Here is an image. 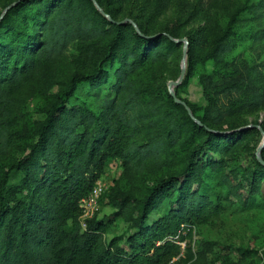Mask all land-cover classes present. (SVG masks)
<instances>
[{
	"label": "trees",
	"instance_id": "16d2710c",
	"mask_svg": "<svg viewBox=\"0 0 264 264\" xmlns=\"http://www.w3.org/2000/svg\"><path fill=\"white\" fill-rule=\"evenodd\" d=\"M13 1L15 4L0 18V34L4 26L7 31L6 37L0 38V151L12 143L13 89L25 79L35 62L63 55L75 39L92 38L107 29L113 33L107 42L106 54L96 67L89 73L72 75L50 104L41 108L44 117L36 126V139L30 143L28 152L12 163L21 172L18 182L8 183L7 170L2 172L0 264H166L179 253V245L165 237L175 233L181 223H203L223 207L221 199L201 174L202 165L195 164L194 159L205 147L227 152L242 135L256 128L247 124L229 129L213 127L226 116L256 108L264 102V77L258 74V64L235 58V65L229 66L227 60L228 53L240 39L232 26L248 4L233 9L227 24L202 56L212 64L211 70L198 75L206 104L198 105L182 96L183 82L175 87L176 95L186 101L200 123L186 112L183 104L167 94L169 105L182 112L187 124L169 115L166 138L143 140L141 136L152 122L148 109L143 107V91H151L153 85L139 84L133 80V74L146 60L172 56L182 44L173 39L181 37L176 27L149 33L138 23L137 31L131 22L117 20L109 7L103 10L111 19L95 9L102 24L91 20L78 22L79 10L75 5L70 6L71 0L60 7V0ZM32 1L43 4L44 16L36 22V29L29 31L5 23L12 13ZM166 3L167 0H160L158 5ZM248 8L258 21V2ZM106 24L109 27L106 28ZM251 37L253 42H258V29ZM192 41L193 37L188 36V57ZM125 43L131 46L121 51ZM117 49L121 52L116 53ZM116 57L120 64L114 70L112 93L95 92L96 109L89 107L85 100L75 101L80 82L96 84L100 81L99 62L102 59L113 61ZM192 66L190 55L188 69ZM260 125L264 130V124ZM186 127L190 128V136L197 133L202 138L196 141L194 137L188 138L187 162L178 174L161 177L149 186L144 196L135 199L137 214L133 218L128 216L134 230L127 237V246L120 242L118 235L107 241L103 239L109 225L104 217L93 215L85 227L82 226L80 200L104 173L109 159L120 157L124 163L138 169L172 146ZM253 156L261 170L251 173L247 196L242 200L245 206L253 204L264 177V164L255 153ZM261 157L264 160L263 149ZM210 162L216 161L205 159L206 164ZM174 187L177 196L168 211L150 218L154 206ZM131 197L124 196L118 203L119 209H123L122 203Z\"/></svg>",
	"mask_w": 264,
	"mask_h": 264
},
{
	"label": "rangeland",
	"instance_id": "374dc122",
	"mask_svg": "<svg viewBox=\"0 0 264 264\" xmlns=\"http://www.w3.org/2000/svg\"><path fill=\"white\" fill-rule=\"evenodd\" d=\"M12 1L0 0V15ZM159 1L96 0L102 9L109 7L117 20H132L149 33L165 31L175 26L180 36L187 39V50L188 36L193 37L190 47L193 66L188 69L190 55L188 57L186 53L185 72L180 81L183 82L182 96L198 105L206 104L198 75L211 70L212 64L210 59H203L202 56L227 24L233 9L243 4L249 6L258 2V21L252 17L253 13L248 6L242 9L238 15L239 20L232 26V29L239 33L240 39L228 53L227 60L229 66L235 65V58L249 63L256 62L258 74L261 73L264 77V0H167L162 6L158 5ZM65 2L66 0H60L58 7L65 6ZM72 5L79 10L76 16L78 22L91 20L96 24L103 23L95 12V9H100L93 0H71L70 6ZM42 8L41 1H32L12 13L5 23L29 31L36 29V22L44 16L41 13ZM56 9L57 7L53 12ZM131 24L134 26L132 22ZM105 27L109 25L106 24ZM4 28L5 26L1 29L3 33L0 38L6 37L7 31ZM257 29L258 42H253L251 36ZM112 33V30L107 29L101 35L71 41L63 55L52 60L36 61L25 79L14 87L10 107L14 124L11 129L14 132L12 143L0 151V177L2 172L7 170L8 183L18 182L21 177V172L16 170L12 163L24 156L30 143L36 139V126L44 117L41 108L50 104L55 93L69 82L72 75L89 73L96 67L98 61L106 54L107 42ZM130 46L131 44L125 43L121 51ZM182 49L183 42L171 57L158 56L154 60H146L133 74V80L139 84L153 85L151 91H143V107L148 109V118H152L148 129L141 136L143 140L148 137L166 138L169 115L177 121L184 120L187 124L182 112L169 105L167 100V94H170L167 83L176 79L180 73ZM121 51L117 49L115 52ZM99 64L100 81L96 84L80 82L74 97L75 101L85 100L93 109L97 108V102L93 100L95 92L103 95L108 90L112 93L114 70L120 61L116 57L113 61L102 59ZM186 112L188 113L187 109ZM252 123L264 124V102L256 108L240 110L226 116L220 122L214 123L213 127L229 129ZM189 134L190 128L186 127L183 135L172 146L161 155L145 161L138 169L124 163L120 157L109 159L101 175L108 185L100 194L93 216L104 217L109 224L103 233L105 241L118 235L121 237L120 242L127 246V237L134 230L128 216L133 218L137 214L135 199L144 196L149 186L161 177L178 174L183 169L190 147L188 138L194 137V141L202 138V135L197 133L191 136ZM262 140L263 134L256 127L242 135L227 152L205 147L194 159L195 164L199 162V165H202L201 174L215 191L214 194L219 196L223 207L217 215L203 223L184 222L193 226L182 234L186 239L185 248L180 253L179 247V253L166 264H264V177L260 181L259 192L252 201L253 204H242V200L247 196L252 171L261 170L257 167L253 154L256 155V149ZM262 149L264 151V143L260 155ZM206 158L216 162L206 164ZM124 196L133 197L122 203L123 209H119L118 203ZM176 196L177 189L174 187L154 206L150 218L168 211ZM91 217L85 219L86 223Z\"/></svg>",
	"mask_w": 264,
	"mask_h": 264
},
{
	"label": "built area",
	"instance_id": "2783aa9c",
	"mask_svg": "<svg viewBox=\"0 0 264 264\" xmlns=\"http://www.w3.org/2000/svg\"><path fill=\"white\" fill-rule=\"evenodd\" d=\"M107 185L108 184L105 182L102 176L98 177L93 183L89 193L80 200V221L83 227L86 225L85 219L94 215L96 208L98 207V199L100 194L107 187ZM191 227H193L191 224L187 225L185 223H181L177 231L173 234L167 235L165 239H170L171 241L177 243L181 249L180 253H182L186 244V239L182 237V234H185L186 230H189Z\"/></svg>",
	"mask_w": 264,
	"mask_h": 264
},
{
	"label": "water",
	"instance_id": "95a60500",
	"mask_svg": "<svg viewBox=\"0 0 264 264\" xmlns=\"http://www.w3.org/2000/svg\"><path fill=\"white\" fill-rule=\"evenodd\" d=\"M94 3L98 6V8L100 9V11L106 15L109 19H111L110 15L108 13H106L100 6L99 4L96 2V0H93ZM16 1H12L10 2L9 4H7L4 8V10L2 11L1 15H0V18L2 17V15L7 11V9L9 7H11L13 4H15ZM124 21V20H122ZM137 31H139V27L132 21L130 20ZM173 39L177 42H183V49H182V59H181V68H180V73H179V76L174 79V80H169L168 81V89H169V93L170 95L174 98V100L176 102H179L181 104H183L185 106V108L187 109L188 113L197 121L200 123V121L194 117L190 107L188 106V104L186 103V101L182 100L181 98H179L177 95H176V91L174 89V86L178 85L180 83V81L182 80L183 78V75H184V72H185V65H186V53H187V39L185 37H180V38H176V37H173ZM247 126H254V127H257L259 128V130L261 131V133L263 134V140H262V143L257 147L256 149V156L258 158V160L264 164V160L263 158L261 157V155L259 154L260 150H261V147L264 143V130L262 129L261 125L258 124V123H252V124H247Z\"/></svg>",
	"mask_w": 264,
	"mask_h": 264
}]
</instances>
